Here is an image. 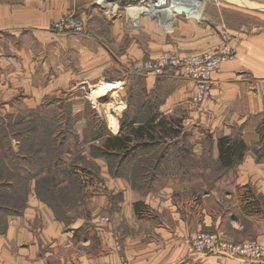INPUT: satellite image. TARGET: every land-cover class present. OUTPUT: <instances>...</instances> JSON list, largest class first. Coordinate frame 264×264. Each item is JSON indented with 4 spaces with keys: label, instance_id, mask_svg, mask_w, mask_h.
Instances as JSON below:
<instances>
[{
    "label": "crops",
    "instance_id": "crops-1",
    "mask_svg": "<svg viewBox=\"0 0 264 264\" xmlns=\"http://www.w3.org/2000/svg\"><path fill=\"white\" fill-rule=\"evenodd\" d=\"M196 1L182 5L187 11L153 16L129 7L130 0H0V129L10 128L15 118L30 123L32 117H45L47 106L59 107L68 92L70 102L87 98L75 88L79 84L103 78L122 84L112 95L116 113H94L107 122L104 131L80 146L85 164L95 171L73 179L84 184L79 215L60 217L68 215L49 201L60 187L48 189L55 176L47 170L32 176L15 171L30 160L23 145L10 138L16 155L0 158V184L8 196L7 206H0V264H120L117 244L133 264H264L195 253L185 242L191 233L212 231L233 242L264 243V152L259 158L254 152L264 124V0ZM63 15L81 20L85 32H52L50 22ZM223 27L238 36L235 55L214 73L212 97L200 105L192 101L196 87L188 77L135 71L162 52L189 56L215 51ZM179 108L199 129H182L180 137L168 129L163 143L130 131L137 130L131 128L141 125L136 119L146 112L149 120ZM109 115L115 117L116 129ZM126 135L131 139L126 145H107ZM222 135H236L248 146L230 168L218 159L217 138ZM92 144L104 152L92 155ZM162 149L159 157L151 156ZM175 149L185 150L175 156ZM64 150L62 164L68 165L74 149ZM17 151L21 159H16ZM108 153L118 154L117 162L111 163ZM131 165L156 169L150 175L143 172L145 178L138 181ZM214 168L220 172L212 174ZM68 181L58 176L53 183ZM195 181L204 183L198 188L203 194L216 193L213 202L206 197L185 201L183 189H177ZM211 184L213 190L207 188ZM225 198L229 205L221 204ZM242 229L245 235L233 233Z\"/></svg>",
    "mask_w": 264,
    "mask_h": 264
},
{
    "label": "rangeland",
    "instance_id": "rangeland-1",
    "mask_svg": "<svg viewBox=\"0 0 264 264\" xmlns=\"http://www.w3.org/2000/svg\"><path fill=\"white\" fill-rule=\"evenodd\" d=\"M215 25V24H214ZM219 33V30H218ZM220 37V35H219ZM108 79V78H107ZM96 85L99 84V80L93 82ZM92 84V83H91ZM100 85H98L99 88ZM72 92H68V94H71ZM66 97L64 95L61 96V102L59 103V107H54L52 104L48 105L45 111V117L43 118H30V123L22 122V119L15 118L14 122L10 124V128L8 129H0V158L9 157L10 159L12 157H15L16 153L12 150L11 145V137L14 138V141L16 140L20 145H23V151L26 152L27 156L29 157L30 161L24 162V168H21L20 166H15V171L18 172V174L23 173L24 174H30L36 175L41 170H47L49 175H54L55 179L52 177V184L48 186V189L53 191V186L56 184L57 187H60L59 191L56 192V196L51 195L49 201L52 203L54 207H57L58 209L66 212L68 217L66 215H60V217H66V218H72L75 215H79L77 212V204L79 201H81L84 196V194L81 193V187H83V183L80 180H73L74 178H78L80 173L88 172L87 170L91 171L90 169H94L95 167L88 166L84 162V158L82 156L83 147H80L81 145L86 142V139L91 137L97 138L101 133L104 131V123L107 124L105 119L96 118L94 113H96V110L91 106V101L87 98H79L76 99L75 102H70L68 96ZM85 96V95H84ZM98 96V95H97ZM92 96L90 95V99ZM97 98V97H95ZM100 100L99 103L103 105V107L109 108L112 105V101L116 100L113 99L108 92L102 91V95H99ZM96 105V104H95ZM57 106V105H56ZM149 113L151 112L148 110ZM98 115V114H97ZM148 113L146 112V115H142L140 118H137L136 121H142L141 125L135 126H147L146 122V116ZM104 116V115H103ZM99 116L98 117H103ZM109 124L113 127V129H116V119L114 116L109 115ZM186 115L184 112H182V109L179 108L173 112L172 115H162L161 117H157L154 120L157 122L160 120L162 123L158 124V126H155V128H152V132H157V134L153 133V138L149 139L153 143H163L164 137L166 136L165 132L168 131V129H172L174 132L175 137H180L177 134H180V131L182 129H199L196 128L194 125H192V122L187 121ZM145 120V121H144ZM122 125L124 123V119L122 120ZM127 120L125 119V122ZM129 121V120H128ZM132 122V120L130 119ZM159 121V122H160ZM104 122V123H103ZM127 126V125H126ZM132 129H136V128ZM37 129H39L37 131ZM110 129V128H109ZM124 129H126L124 127ZM149 129V128H148ZM154 129H157L156 131ZM29 130V131H28ZM150 130V129H149ZM7 131V132H6ZM31 131V132H30ZM131 131V130H130ZM30 133V134H29ZM163 133V134H159ZM9 134V135H8ZM168 134V133H167ZM8 135V136H7ZM175 141H178V139H175ZM39 144L37 145V143ZM63 142H66V146ZM13 143V142H12ZM63 143V144H62ZM132 143V142H130ZM130 145V147L133 146ZM97 144H92L90 147L92 149H88L92 153V155L96 156L98 154H101L104 152L102 150L101 146L97 147ZM135 145V144H134ZM16 148L21 146L15 144ZM65 147V148H64ZM17 148V150L19 149ZM74 149V156L72 158V161H66L68 165L62 164L64 161V149ZM20 150V149H19ZM180 149L173 152L175 156H180V153L183 154ZM210 147L208 145L207 149V156L210 152ZM21 152V150H20ZM131 151H126V154L128 155ZM165 152V149L159 150L158 154L155 155V153H152V157H159L160 154H163ZM19 154V151H17ZM41 153V154H40ZM147 154V153H145ZM143 155V157H146V155ZM186 154L191 156L190 151L186 150ZM185 154V155H186ZM61 155V156H60ZM108 156L110 157V161L117 162L118 154L115 153H108ZM62 157V158H61ZM122 155H120V158ZM131 157H134V155H131ZM130 157V158H131ZM16 159H21L20 154L16 157ZM121 160V159H120ZM132 160V158H131ZM114 167V166H113ZM112 165H110V170L115 174ZM117 167V165H116ZM12 168V167H11ZM131 168L134 170V173L136 176L134 178H137L138 181L141 178H145L143 176V172L148 171V174L152 173V171L156 169L155 166H134L131 165ZM22 169H27L25 172L22 171ZM14 170V169H13ZM220 169L214 168L211 170V173H217L220 172ZM15 172V173H17ZM98 174H95V177H97ZM58 176L61 177L63 180L68 179L69 181L65 184H61L59 186V182L53 183L58 179ZM99 176V175H98ZM47 181H50V179H47ZM134 182L136 183V180L134 179ZM1 183V182H0ZM195 183V185H193ZM202 182L197 183L196 181L193 183H186L181 186V188H178L177 190L180 192L183 189V196L185 198V201L190 202L191 199L192 202L201 201L202 197H206L210 199V202H213L214 198L217 197L216 193H209L208 191L203 194L204 191L200 189L199 186H202ZM210 183H206V186H208ZM46 186V183H45ZM212 184L210 185V190ZM24 191L23 184L20 183V188H18V192L22 193ZM12 192L15 193L14 189ZM5 190H0V206H7L5 203L7 202V197L5 194ZM206 194V195H205ZM59 195V196H57ZM229 201H231L229 198H225L221 204L225 203L226 205H229ZM80 205V204H79ZM78 205V206H79ZM225 206L224 208H226ZM220 211L222 208L219 206L217 207ZM69 210H71L72 214H69ZM82 214V213H81ZM80 214V215H81ZM0 220H3V215H0ZM235 234L240 233L242 235L246 234L245 229H242L239 232H233ZM118 245V244H117ZM116 245V246H117ZM117 250H120L121 254L119 256H123L128 261H130L124 254H123V247L121 244H119V248ZM130 263H132L130 261Z\"/></svg>",
    "mask_w": 264,
    "mask_h": 264
},
{
    "label": "built area",
    "instance_id": "built-area-1",
    "mask_svg": "<svg viewBox=\"0 0 264 264\" xmlns=\"http://www.w3.org/2000/svg\"><path fill=\"white\" fill-rule=\"evenodd\" d=\"M130 1L131 3L128 4L129 7L141 8L139 11L152 14L153 16L160 11H165L167 9L171 13H177L174 11L175 7L189 4L193 5L197 2L196 0ZM49 29L52 32L60 34H82L85 32L83 22L73 15H63L58 19L51 21ZM219 35L220 44L215 51L189 56H179L172 51H166L160 53L156 57L145 59L135 67V71L137 73L151 72L157 75L170 72L174 75L188 77L194 82L196 87V94L192 101L194 104L200 105L212 97L211 89L214 80V73L219 69L223 62L232 60L235 55L234 43L237 40V34L231 33L223 27L219 29ZM99 84H103L102 87L106 90L105 92H108L111 96L118 93L122 87L121 82L115 79L103 78L99 80ZM75 88L83 92L88 98L89 95H92V92L95 89H98V85L95 83H82ZM98 97L94 100H92V98L88 99L92 100L91 106L96 110V113L99 116L116 113L114 106H111L110 108L103 107V105L99 103L100 98ZM115 98H117V96H115ZM185 242L195 253L212 254L218 258L244 257L251 262L264 261V243L256 239L233 242L223 239L217 233L212 231H199L189 234ZM116 248H119V245H117ZM119 260L120 264H133L123 256H119Z\"/></svg>",
    "mask_w": 264,
    "mask_h": 264
},
{
    "label": "trees",
    "instance_id": "trees-1",
    "mask_svg": "<svg viewBox=\"0 0 264 264\" xmlns=\"http://www.w3.org/2000/svg\"><path fill=\"white\" fill-rule=\"evenodd\" d=\"M149 121V122H148ZM160 120L157 122L151 118L147 119V126H140L137 127V130H131L133 136L136 137H147L149 139L153 138V132L152 128H155V126H158V124L162 123ZM150 131H149V129ZM132 129V128H131ZM142 129V131L140 130ZM258 133L260 135V147L257 149H254L255 154L257 155V158L259 156H262V153L264 152V124H262L258 128ZM131 141L129 138V135H126L124 138L120 139L118 137H114L109 141L110 147H119L120 145H126L127 142ZM135 146V145H133ZM248 149V146L244 143V141L236 136H230V135H222L217 138V151H218V159L222 167L224 168H230L234 166L237 162L241 160L243 155L245 154L246 150ZM4 184H0V189H3ZM2 208V207H0ZM1 221V220H0Z\"/></svg>",
    "mask_w": 264,
    "mask_h": 264
},
{
    "label": "bare ground",
    "instance_id": "bare-ground-1",
    "mask_svg": "<svg viewBox=\"0 0 264 264\" xmlns=\"http://www.w3.org/2000/svg\"><path fill=\"white\" fill-rule=\"evenodd\" d=\"M136 9V11H138L139 9H141V8H135ZM98 85H101L98 89H95L93 92H92V99H95V97H98L97 95H102V91H106V90H104V88L102 87V85L103 84H98ZM97 87V86H96ZM113 105V104H112ZM111 107V106H110ZM109 107V108H110ZM107 108V107H106Z\"/></svg>",
    "mask_w": 264,
    "mask_h": 264
},
{
    "label": "water",
    "instance_id": "water-1",
    "mask_svg": "<svg viewBox=\"0 0 264 264\" xmlns=\"http://www.w3.org/2000/svg\"><path fill=\"white\" fill-rule=\"evenodd\" d=\"M187 8H188V7L185 8V7H183V6H178V7H175V8H174V11L177 12V13H179L178 10H180V12H182V11H187V10H188ZM164 12L167 13V14H170V13H171L168 9L165 10Z\"/></svg>",
    "mask_w": 264,
    "mask_h": 264
}]
</instances>
